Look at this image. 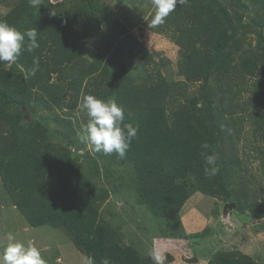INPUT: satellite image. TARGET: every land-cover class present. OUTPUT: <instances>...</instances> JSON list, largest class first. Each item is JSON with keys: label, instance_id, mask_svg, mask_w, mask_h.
I'll return each mask as SVG.
<instances>
[{"label": "trees", "instance_id": "1", "mask_svg": "<svg viewBox=\"0 0 264 264\" xmlns=\"http://www.w3.org/2000/svg\"><path fill=\"white\" fill-rule=\"evenodd\" d=\"M227 1L246 9L239 0ZM105 2L70 0L67 5L65 0H41L37 11L30 0H17L0 19L21 32L36 27L40 45L33 52L23 51L10 66L0 62V180L27 225L59 228L81 254L94 256L96 264L104 258L110 264H153L149 256L125 245L98 213L94 203L106 193L83 172L70 149L49 143L47 126L26 121L21 107L62 109L68 93L71 100L66 107H74L82 91L103 99L114 97L125 121L136 126L138 133L124 158L115 153L109 157L132 166L133 182L154 215L171 217L195 192L232 201L227 198L223 142L230 138L234 144L238 132L226 133L231 127L226 113L233 115L237 110V120L251 126L249 134L260 142L252 146L255 157L264 161V106L262 101L252 107L246 101L232 104L241 91L232 88L225 74L235 67L246 32H253L264 48V23L232 14L218 0H187L178 5L163 25L150 28L178 46L177 75L183 80H168L153 52L122 22L111 18ZM153 12L154 8L147 26ZM83 45L96 48L90 61L80 54ZM34 57L39 58V66L34 76L25 79ZM261 65L250 60L243 68L253 77ZM95 73L108 82L92 83ZM134 81H138L137 106L122 99ZM198 81L197 93L184 106L179 97L189 83ZM232 106L236 109H229ZM203 142L218 157L220 172L211 179L204 175ZM241 163L237 152L231 151L229 164L240 168ZM256 211V217L264 215ZM208 264L263 263L243 253L220 251Z\"/></svg>", "mask_w": 264, "mask_h": 264}, {"label": "rangeland", "instance_id": "2", "mask_svg": "<svg viewBox=\"0 0 264 264\" xmlns=\"http://www.w3.org/2000/svg\"><path fill=\"white\" fill-rule=\"evenodd\" d=\"M16 1L0 0V19ZM61 1L63 0H51L52 3ZM65 1L68 5L70 0ZM218 1L226 5L232 14L236 12L260 24L264 23V0H239L246 6L245 10L244 7L231 5L227 0ZM105 6L111 18L122 22L153 52L154 60L159 63L162 74L168 80H183L182 76L177 75L178 46L166 34L153 31L145 24L154 8L152 0H106ZM262 33L264 35V28ZM95 53L93 45H83L80 49L81 56L87 61ZM250 60L258 65L263 63L259 66V73L253 77L243 68V64ZM234 65L231 73L225 74L232 88L241 91L232 104L246 101L252 107L262 101L261 106H264V48L258 44L253 32L245 33ZM90 80L99 84L104 80L108 82L109 79L95 73ZM200 84L201 81L189 83L182 97H179L180 103L187 106V99L197 93ZM241 84L245 89H241ZM137 86L138 81L128 85L126 94L122 97L123 101L131 102L132 106L138 105L134 99ZM85 95L88 94L82 91L74 107H66L71 100L68 93L62 109L46 110L37 107L36 110H31L25 107L23 115H26V121H40L47 126L50 131L49 143L67 146L83 172L97 188L105 191L106 195L94 204L98 213L115 228L125 245L131 246L138 254L149 257V251L154 245L161 247L166 250V264H208L220 251L233 252L235 255L243 253L264 264V161L255 157L252 146L260 142H255L256 138L249 134L251 126L247 125L246 120H237V110L233 115L226 113L231 124L226 133L234 130L238 132L234 136V144L230 138L223 142L227 198L232 201L225 202L220 196L211 197L195 192L171 217L159 218L142 202L143 197L138 185L133 182L132 166L129 163L120 164L109 155L93 152L88 143L80 140L78 133L87 122V117L79 112L78 106ZM61 134L69 136L64 138ZM231 151H236L241 158L240 168L229 164ZM238 176L242 179H237ZM143 192L146 193V189ZM238 193H243L241 198ZM230 202L235 206L225 207ZM257 209L263 216L256 217ZM8 232L24 243H34L42 250L47 264H81L82 254L59 228L27 225L23 215L13 206L0 180V251L7 243L5 234Z\"/></svg>", "mask_w": 264, "mask_h": 264}, {"label": "clouds", "instance_id": "3", "mask_svg": "<svg viewBox=\"0 0 264 264\" xmlns=\"http://www.w3.org/2000/svg\"><path fill=\"white\" fill-rule=\"evenodd\" d=\"M30 3L38 11L41 0H30ZM152 3L154 12L148 27L155 29L163 25L169 14L175 11L178 5L186 4L187 0H152ZM38 36L36 27L21 32L14 25L0 20V62L10 66L17 61L23 51L33 52L39 48ZM25 37L28 38V42ZM38 66L39 58L34 57L33 67L25 73V79L34 76ZM78 108L79 112L87 117V122L78 133L80 140L88 143L93 152H102L105 155L115 153L119 158H124L132 141L137 137L138 128L125 121L124 111L116 103L115 98L103 99L88 94L82 98ZM210 148L207 142L201 144L204 175L208 179L214 178L220 172L218 157L209 151ZM5 236L7 243L0 251V264H47L42 250L34 243H24L16 239L11 232ZM165 251L156 245L150 249L149 255L153 264H166ZM81 264H96V259L88 253H83ZM101 264H110V261L104 258Z\"/></svg>", "mask_w": 264, "mask_h": 264}, {"label": "water", "instance_id": "4", "mask_svg": "<svg viewBox=\"0 0 264 264\" xmlns=\"http://www.w3.org/2000/svg\"><path fill=\"white\" fill-rule=\"evenodd\" d=\"M22 111L24 112L25 111V107L24 106H22ZM25 117H26V115H25ZM228 207V208H231V207H234L235 206V204L233 203V202H230V203H227L226 205H225V207Z\"/></svg>", "mask_w": 264, "mask_h": 264}]
</instances>
